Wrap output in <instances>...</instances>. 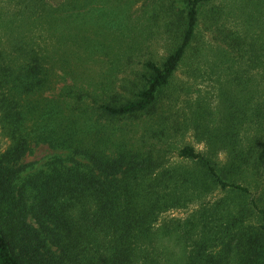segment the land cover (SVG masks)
<instances>
[{"label": "trees", "instance_id": "trees-1", "mask_svg": "<svg viewBox=\"0 0 264 264\" xmlns=\"http://www.w3.org/2000/svg\"><path fill=\"white\" fill-rule=\"evenodd\" d=\"M212 1L170 6L168 54L144 63L124 100L95 98L85 107L83 94L69 106L38 101L32 97L50 87L46 68L29 61L2 69L0 89L8 93L0 99V129L9 146L0 154V264H160L150 249L158 232L191 249L184 264H264V102L251 114V137L241 133L249 118L229 104L209 131L212 150L226 153L222 164L187 146L179 152L187 165L169 168L155 146L114 144L102 132L103 123L162 117L164 101L175 99V75L196 38L202 9ZM211 13L214 22L217 13ZM229 41L249 67L264 69L262 49L247 53L244 39ZM203 116L193 111L196 127ZM90 122L83 140L80 130ZM41 144L67 150L68 157L23 177L22 158ZM215 189L225 192L224 200L202 204L184 223L156 229L160 215Z\"/></svg>", "mask_w": 264, "mask_h": 264}, {"label": "rangeland", "instance_id": "rangeland-1", "mask_svg": "<svg viewBox=\"0 0 264 264\" xmlns=\"http://www.w3.org/2000/svg\"><path fill=\"white\" fill-rule=\"evenodd\" d=\"M178 1L0 0V80L2 69L37 61L46 68L50 87L32 99L41 101L42 97L69 106L83 94V107L95 98L124 100L131 96L127 88L139 82L144 63L161 62L167 56L174 30L170 6ZM212 11L217 13L214 22L210 20ZM231 37L244 39L247 53L264 51V0H213L207 4L189 55L175 75V99L164 101L162 117L125 120L112 126L103 123L106 139L114 144L128 141L137 149L155 146L156 152L163 151L169 168L187 165L179 158L187 146L224 163L226 153L212 150L209 131L221 122L229 104L231 110L245 112L249 120L241 128L242 138L251 137V114L257 102H264V69H252L229 48ZM7 93L0 89V99ZM195 110L204 115L200 128L191 118ZM90 125L80 130L83 140L91 132ZM8 146L0 129V154ZM68 153L48 145L33 146L20 162L25 166L22 176L46 170ZM224 198L225 192L215 189L188 207L160 215L156 229L184 223L202 204L213 205ZM150 249L160 264H184L191 250L186 252L173 237L160 232Z\"/></svg>", "mask_w": 264, "mask_h": 264}]
</instances>
